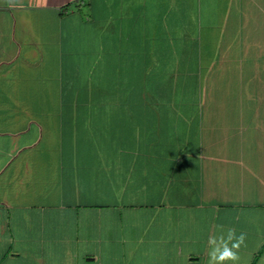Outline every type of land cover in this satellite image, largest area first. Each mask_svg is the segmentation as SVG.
<instances>
[{"label":"crops","instance_id":"crops-1","mask_svg":"<svg viewBox=\"0 0 264 264\" xmlns=\"http://www.w3.org/2000/svg\"><path fill=\"white\" fill-rule=\"evenodd\" d=\"M229 228L264 264V0H0V264H208Z\"/></svg>","mask_w":264,"mask_h":264},{"label":"clouds","instance_id":"clouds-1","mask_svg":"<svg viewBox=\"0 0 264 264\" xmlns=\"http://www.w3.org/2000/svg\"><path fill=\"white\" fill-rule=\"evenodd\" d=\"M46 6L47 0H42ZM247 234L241 232L236 234L234 228H229L227 233L223 231L219 236L210 235L208 237V264H238L240 260L239 250L241 246H246Z\"/></svg>","mask_w":264,"mask_h":264}]
</instances>
